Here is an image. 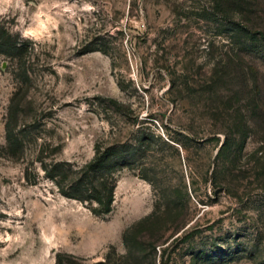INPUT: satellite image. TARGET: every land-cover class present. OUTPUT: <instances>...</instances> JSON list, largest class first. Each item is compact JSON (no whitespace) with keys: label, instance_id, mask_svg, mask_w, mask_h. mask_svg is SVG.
<instances>
[{"label":"rangeland","instance_id":"1","mask_svg":"<svg viewBox=\"0 0 264 264\" xmlns=\"http://www.w3.org/2000/svg\"><path fill=\"white\" fill-rule=\"evenodd\" d=\"M260 28L264 0L0 2V264H264L263 125L235 119L264 96ZM233 109L248 137L221 149ZM111 145L102 217L42 169Z\"/></svg>","mask_w":264,"mask_h":264},{"label":"trees","instance_id":"2","mask_svg":"<svg viewBox=\"0 0 264 264\" xmlns=\"http://www.w3.org/2000/svg\"><path fill=\"white\" fill-rule=\"evenodd\" d=\"M257 32L259 35L264 37L263 29L260 28ZM245 67L252 72L251 74L249 73L250 77L252 78V88H256L259 90V86L255 81L256 78L254 77L256 69L249 64H247V66ZM242 73L243 77L245 78L244 70L242 71ZM251 84H249L248 89L249 96ZM245 88L246 85L241 88L240 92H244ZM252 98V108L250 110H247L246 108V110L242 112V107L241 109L240 107H237V109L235 110V113L237 115L235 119L237 120V122H243V125H245L246 127L256 126L259 124L263 125L259 130L263 133L264 137V96L258 93ZM231 108H233V106ZM224 114H226L225 117H228V120L230 119L231 126L227 127L228 131L222 130L224 132V139L221 145V149L226 147L227 145H234L236 139H238L237 141H239L240 147H243L246 143L248 134L245 130L238 132H234V130L232 131L234 127V109L231 110L230 113L225 112ZM11 137L12 133L9 131L7 135L9 141L12 140ZM122 154L123 150L121 149V146L117 147L115 145H111L106 148L97 146L92 159L84 166H82L78 171L73 173L72 176H68L64 172V170L60 166L62 163H54L50 165L44 164L42 165V169L44 170L46 176L54 181L61 195L87 204L88 209L94 215L102 217L108 214L112 209V202L114 200V188L116 186V177L114 173L119 169L120 160L118 159L121 158ZM98 172H104V175L97 177ZM152 218L153 215H149L144 220L146 222H151ZM151 235L152 234L148 235V239H150ZM123 239L124 241H126V244L129 243V247V245L131 244L128 236H124ZM159 242L160 240L158 239L151 241L152 248L154 249V246ZM77 259L78 257L73 254H64L60 252L56 254V264H75ZM99 264L103 263L101 262Z\"/></svg>","mask_w":264,"mask_h":264},{"label":"clouds","instance_id":"3","mask_svg":"<svg viewBox=\"0 0 264 264\" xmlns=\"http://www.w3.org/2000/svg\"><path fill=\"white\" fill-rule=\"evenodd\" d=\"M0 2H4V0H0Z\"/></svg>","mask_w":264,"mask_h":264},{"label":"water","instance_id":"4","mask_svg":"<svg viewBox=\"0 0 264 264\" xmlns=\"http://www.w3.org/2000/svg\"><path fill=\"white\" fill-rule=\"evenodd\" d=\"M221 144H222V143H221ZM221 144H220V145H221Z\"/></svg>","mask_w":264,"mask_h":264}]
</instances>
